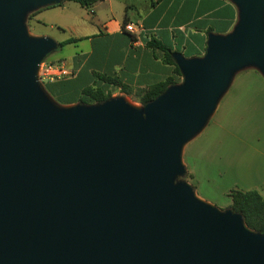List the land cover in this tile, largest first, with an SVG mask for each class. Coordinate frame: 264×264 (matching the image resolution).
<instances>
[{"label": "water", "instance_id": "water-1", "mask_svg": "<svg viewBox=\"0 0 264 264\" xmlns=\"http://www.w3.org/2000/svg\"><path fill=\"white\" fill-rule=\"evenodd\" d=\"M66 0H0V264H264V233L201 199L184 147L235 76H264V0L201 56H172L182 81L152 101L62 105L39 76L59 48L28 16Z\"/></svg>", "mask_w": 264, "mask_h": 264}, {"label": "crops", "instance_id": "crops-1", "mask_svg": "<svg viewBox=\"0 0 264 264\" xmlns=\"http://www.w3.org/2000/svg\"><path fill=\"white\" fill-rule=\"evenodd\" d=\"M68 2L81 10L74 13L78 7ZM101 7L105 12L98 11ZM52 8L55 22L73 33L70 39L76 41L68 45L78 48L68 68L74 75L55 82L56 97L50 94L62 105L78 103L88 86L105 87L102 77L117 78L133 90L177 77L175 65L151 41L201 56L210 33H229L238 21L230 0H99L88 8L66 0ZM127 24L135 31H128ZM226 94L228 100L222 105L221 99L212 122L184 147L183 163L195 190L226 185L236 172L239 148L252 137L260 138L261 148L250 156L246 175L254 187H264V76L254 68L241 71ZM257 191L264 194V189ZM199 195L213 200L205 191Z\"/></svg>", "mask_w": 264, "mask_h": 264}, {"label": "rangeland", "instance_id": "rangeland-1", "mask_svg": "<svg viewBox=\"0 0 264 264\" xmlns=\"http://www.w3.org/2000/svg\"><path fill=\"white\" fill-rule=\"evenodd\" d=\"M67 5H76L75 7H78V4L68 2ZM52 7H46L40 9L37 13H32L28 16L27 19V25L30 33L33 36H47L52 38L53 40L57 42H64L69 40L73 37V33L68 27H62L58 25L55 22V12ZM81 10L80 7L75 8L73 11L74 13H78V11ZM105 8L101 7L98 8V11L105 12ZM84 11H86L84 9ZM85 12H82V15H84ZM58 22V21H57ZM64 24V22H63ZM66 24V23H65ZM78 48H76L75 45H66L63 48H58L54 52L50 53L44 61L47 63H55V64H65L67 68H69V64L71 63V57L74 53H76ZM189 53H185L186 57ZM66 62H65V61ZM41 83L44 86L45 81L41 79ZM111 89H114L113 96H125L131 103L135 105H141L136 97L126 95L125 93H122L120 90H116L113 86ZM229 95H225L221 101L220 104L225 105V103L228 100ZM59 103V102H58ZM61 104V103H60ZM213 116L211 117L210 122H212ZM261 148L260 144V138L258 137H252L249 139L248 143L243 144L239 148L240 153V159L237 162V165L235 167V171L231 172L230 177L228 178L226 185L224 186H203L200 190H195L196 194L203 200H206L202 198L199 194L201 192H206L209 196V198L213 199L210 203L214 204L219 209L225 210L229 209L232 204V199L230 196L231 190H242V191H248V190H259L262 191L264 187L260 186H253L252 185V178L249 175H246L247 172V166L248 161L251 155H254L257 151H259ZM181 179L188 181V174L181 177Z\"/></svg>", "mask_w": 264, "mask_h": 264}, {"label": "trees", "instance_id": "trees-1", "mask_svg": "<svg viewBox=\"0 0 264 264\" xmlns=\"http://www.w3.org/2000/svg\"><path fill=\"white\" fill-rule=\"evenodd\" d=\"M70 1H76L81 6L88 8L99 0H70ZM38 11L34 13H37ZM75 41H76L75 39H69L64 42H59V48H63L67 44L74 43ZM149 44L152 47H158L164 50L166 55V60L172 63L173 65H175L176 67L177 77H171L167 79L165 82L151 85L145 89H136V90H133L127 85H124L117 78L102 77L101 79L105 87H101V86L86 87L82 91V96L78 101L80 103H85V104L102 103L113 96V92L111 89V87L113 86V87H120L123 93H125L126 95H133L134 97H136L137 101L141 105H144L155 99L157 96H159L170 85L180 83L182 81V74L172 56L173 50L157 40H153ZM57 81L59 80L53 82L47 81L44 83V87L47 90V92L55 97L56 95L54 90V84ZM230 196L232 199V204L230 208L234 212H238L243 215L245 222L249 228L257 232L264 233V194H261L257 190H249V191L231 190Z\"/></svg>", "mask_w": 264, "mask_h": 264}, {"label": "built area", "instance_id": "built-area-1", "mask_svg": "<svg viewBox=\"0 0 264 264\" xmlns=\"http://www.w3.org/2000/svg\"><path fill=\"white\" fill-rule=\"evenodd\" d=\"M128 31H135V27L133 24H127L125 27ZM74 75V71L68 69L65 64H55V63H47L43 62L40 66L39 76L43 81H56L60 79H64L67 77H71Z\"/></svg>", "mask_w": 264, "mask_h": 264}]
</instances>
